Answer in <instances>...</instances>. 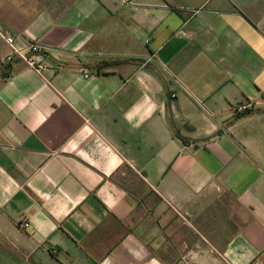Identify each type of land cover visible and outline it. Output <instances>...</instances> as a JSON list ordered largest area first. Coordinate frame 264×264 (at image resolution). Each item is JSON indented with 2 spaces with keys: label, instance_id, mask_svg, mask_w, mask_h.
Returning a JSON list of instances; mask_svg holds the SVG:
<instances>
[{
  "label": "crops",
  "instance_id": "obj_1",
  "mask_svg": "<svg viewBox=\"0 0 264 264\" xmlns=\"http://www.w3.org/2000/svg\"><path fill=\"white\" fill-rule=\"evenodd\" d=\"M0 25L44 66L0 38V264H264V0H0Z\"/></svg>",
  "mask_w": 264,
  "mask_h": 264
},
{
  "label": "built area",
  "instance_id": "obj_2",
  "mask_svg": "<svg viewBox=\"0 0 264 264\" xmlns=\"http://www.w3.org/2000/svg\"><path fill=\"white\" fill-rule=\"evenodd\" d=\"M0 38H2L7 44L13 47V50L16 54H18L24 61H26L30 66L35 68V70L39 73H41L44 69V66L40 63L37 64L35 59L31 56L28 55L27 53H24L22 50H19L14 47V42H15V35L12 33H9L5 27L0 25ZM30 50L33 53L40 52L42 51V46L39 43H32L30 45ZM85 76H90L91 72L89 70H84ZM184 89H186L184 86H182ZM175 96V94H173ZM257 104L256 101L253 100H244L239 102L238 104L234 105L232 107L233 114L235 116L241 115L244 113L249 112L250 110H253L255 105ZM22 226L24 228H28L30 226V223L28 221L22 222Z\"/></svg>",
  "mask_w": 264,
  "mask_h": 264
}]
</instances>
